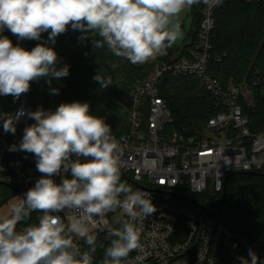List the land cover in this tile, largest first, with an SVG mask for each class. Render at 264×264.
I'll return each instance as SVG.
<instances>
[{
    "label": "clouds",
    "instance_id": "1",
    "mask_svg": "<svg viewBox=\"0 0 264 264\" xmlns=\"http://www.w3.org/2000/svg\"><path fill=\"white\" fill-rule=\"evenodd\" d=\"M200 0H0V32L9 30L19 40H40L48 32L55 43L69 26L80 40L92 37L94 49H107L132 64L162 55L182 37L181 14ZM69 66L58 67L57 52L46 44L30 51L0 36V95L19 98L30 83L60 79ZM101 88L111 78L98 72ZM58 89H52L58 94ZM24 113L0 115L5 132L15 133ZM34 124L25 127L19 145L9 151L32 153L43 174L18 203L0 214V264H95L97 236L86 221L117 208L127 217L120 227H109L110 242L99 264H123L140 244L141 216L156 212L150 193L133 191L121 182L123 149L103 117L91 114L87 102L61 103L55 111L27 112ZM70 172L61 183L52 178ZM75 210L67 220L57 213ZM34 211L42 212L30 223ZM23 227L18 228V225ZM83 240L86 248L77 241ZM250 258V259H249ZM240 264H260L249 248Z\"/></svg>",
    "mask_w": 264,
    "mask_h": 264
},
{
    "label": "built area",
    "instance_id": "2",
    "mask_svg": "<svg viewBox=\"0 0 264 264\" xmlns=\"http://www.w3.org/2000/svg\"><path fill=\"white\" fill-rule=\"evenodd\" d=\"M227 0H204L198 28L197 42L187 55L170 51L156 56L152 72L139 81L126 99L129 130L114 135L121 148V175L129 177L136 190L150 193L156 212L141 216L135 223L140 229V244L131 251L123 264H218L220 248L244 252L248 258L251 248L264 264V255L253 249L241 230L228 227L215 216H200L195 210L178 202L169 192L184 187L191 193L211 190L220 194L225 190V178L232 172L258 171L264 173V130L252 132L244 106L256 107V89L264 92V82L258 78L239 83L221 82L209 72L215 11ZM264 2V0H242ZM13 45L28 48L27 39L19 40L9 30ZM220 60L218 56L215 57ZM195 78L214 98L218 108L206 124L193 133L172 130L166 126L171 112L160 96L158 83L163 74ZM52 111L51 109H47ZM23 112L16 122L15 133L5 132L0 120V183L14 187H33L43 174L36 169V157L23 151H9L19 145L24 129L32 125L27 112L35 111L28 93L19 98L0 95V115L11 116ZM70 172L52 177L56 183ZM176 193V192H175ZM65 220L78 214L75 210L57 213ZM43 215L36 212V220ZM117 208L86 221L97 237L107 242L108 228L126 219ZM78 245L83 240L77 241ZM250 259V258H249Z\"/></svg>",
    "mask_w": 264,
    "mask_h": 264
},
{
    "label": "trees",
    "instance_id": "3",
    "mask_svg": "<svg viewBox=\"0 0 264 264\" xmlns=\"http://www.w3.org/2000/svg\"><path fill=\"white\" fill-rule=\"evenodd\" d=\"M203 1L200 0V3L190 7L192 27L184 43L170 48V51L187 55L189 50L194 48ZM213 34L212 55L209 60L211 74L223 83L229 80L239 83L254 78L264 82V2L225 1L215 11ZM48 35V32H44L40 40H27L26 50L30 51L37 44L52 47L58 55V67L69 66V75L60 79L51 78V83L48 82V78L30 83L28 97L35 110L43 108L55 111L61 103L87 102L91 114L103 117L114 135L126 133L129 130V107L125 101L134 86L145 80L152 72L154 63L132 64L113 55L107 47L94 49L92 37L82 41L79 39L82 33L70 26L65 33L56 37L55 43L48 40ZM216 56L220 58L219 61L215 59ZM98 72L105 78L110 77L111 85L101 88L93 79ZM52 89H58V94H53ZM158 89L171 112L166 126L167 132L177 130L193 133L202 128L208 118L215 115L218 110L214 98L191 76H173L165 73L159 80ZM256 95L258 97L256 107L244 106V112L249 119L248 126L252 132L264 130V92L257 88ZM34 123L33 120L32 124ZM121 182H126L133 190L137 189L129 177L121 175ZM13 187L0 183V208L18 194ZM224 191L223 207L215 216L216 220L228 227L241 230L249 245L264 255V173L232 172ZM175 192L181 196L192 197L203 204L202 193H191L184 187L175 188ZM25 193L20 194L24 196ZM222 194L223 192L216 194L208 207L203 204L209 213L217 211ZM176 200L192 208L200 216L204 215V212L192 202L178 198ZM36 212L31 214L30 223H37ZM120 226L117 224L114 227ZM20 227H23V224L18 225V228ZM109 242L110 239L104 242L103 236L97 237L95 264H99L104 248ZM80 247L86 248V245L83 243ZM241 256L246 257L244 252L222 247L217 254V261L218 264H240L238 258Z\"/></svg>",
    "mask_w": 264,
    "mask_h": 264
},
{
    "label": "rangeland",
    "instance_id": "4",
    "mask_svg": "<svg viewBox=\"0 0 264 264\" xmlns=\"http://www.w3.org/2000/svg\"><path fill=\"white\" fill-rule=\"evenodd\" d=\"M180 21H181V27H182V37L177 41L176 44H174L171 48H175L176 46L182 45L183 42L185 41L186 37H187V33L190 31L191 27H192V23H193V18L192 15L190 13V8H187L180 17ZM156 61V57L150 59L148 62L150 63H155ZM202 195V202L203 204L208 207L212 201V199L216 196L215 193H213L211 190L206 191L204 193L201 194ZM22 194L18 193L16 195H14L13 197H11L1 208H0V214H6L10 207L15 204L18 203L20 198H22Z\"/></svg>",
    "mask_w": 264,
    "mask_h": 264
},
{
    "label": "water",
    "instance_id": "5",
    "mask_svg": "<svg viewBox=\"0 0 264 264\" xmlns=\"http://www.w3.org/2000/svg\"><path fill=\"white\" fill-rule=\"evenodd\" d=\"M253 173H257V172H253ZM228 178H229V175L226 176L225 183L227 182ZM59 183H61V182H59ZM30 188H32V187H27V188H16V187H13L12 189L15 192H18V193H24V192H27ZM169 193L172 196H174V197H176L178 199H182V200H186V201L192 202L198 208H200L202 211L210 214L211 216H217L221 212V209H222L223 203H224V199H225V191H224L223 194H222V197H221V200H220V204H219V207H218L217 211L214 212V213H209L208 210H207V208L203 204H201L200 202L196 201L194 198L189 197V196H181V195H179V194H177L175 192H169Z\"/></svg>",
    "mask_w": 264,
    "mask_h": 264
},
{
    "label": "crops",
    "instance_id": "6",
    "mask_svg": "<svg viewBox=\"0 0 264 264\" xmlns=\"http://www.w3.org/2000/svg\"><path fill=\"white\" fill-rule=\"evenodd\" d=\"M186 40V39H185ZM184 43V42H183Z\"/></svg>",
    "mask_w": 264,
    "mask_h": 264
}]
</instances>
